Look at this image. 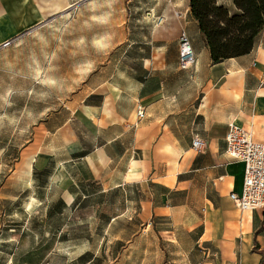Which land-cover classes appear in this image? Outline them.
Listing matches in <instances>:
<instances>
[{
	"label": "crops",
	"instance_id": "crops-1",
	"mask_svg": "<svg viewBox=\"0 0 264 264\" xmlns=\"http://www.w3.org/2000/svg\"><path fill=\"white\" fill-rule=\"evenodd\" d=\"M183 32L195 53L188 70ZM27 54L33 77L40 58L66 73L26 83L17 115L5 104L21 94L15 71ZM37 84L69 88L39 111ZM0 102L1 117L27 119L13 133L30 134L0 148L6 261L264 264V208L230 198L244 167L225 141L234 124L264 142V25L249 53L212 62L189 0H0Z\"/></svg>",
	"mask_w": 264,
	"mask_h": 264
},
{
	"label": "rangeland",
	"instance_id": "rangeland-1",
	"mask_svg": "<svg viewBox=\"0 0 264 264\" xmlns=\"http://www.w3.org/2000/svg\"><path fill=\"white\" fill-rule=\"evenodd\" d=\"M56 8V7H55ZM56 29H59V31H63V33H66V29L68 28L69 22L68 21H58L56 23ZM68 38L67 37H62L61 38V42L57 43V40H55V46H59L61 47L59 49V51H67V47H68ZM23 46L28 47L29 46V38L28 36L26 37V39L23 42ZM56 50H58V47H55ZM66 54H61L58 53L56 56L57 57H62L65 56ZM40 58V56H39ZM59 65H62V63H58ZM66 65V64H65ZM29 57L28 54L27 55H23V62L20 63V67L21 70L20 71H15L17 74H21V79L17 78V81H20V83H16L17 88L20 89L21 94L17 96H14V98H9V96L12 95L11 92H9L7 94V100H6V108H7V112H8V108H12V112H14V110H16L17 115L21 112V109L25 107V104L29 105V102H26V100H24V97H27L29 95V89L32 87H29L26 83H32L35 84V80H37L38 82L41 81V79L46 78V77H50L54 76H61L62 74L66 73L65 69H54V71L50 72V70L47 72L46 69H41V67H45V63L43 61V59L40 58V62H39V69L37 70V76L33 77L34 73L33 70H29ZM47 75V76H46ZM34 89H36V93L38 95V101H37V106L39 111L40 110H44L46 106H49L51 104H56L57 102H59V100H61L64 97L65 92H67V89L69 87L67 86H50V85H40L37 84L36 87H33ZM59 98V100H58ZM4 109V105L0 102V114L3 113ZM18 111V112H17ZM11 112V113H12ZM27 120V119H26ZM25 119L19 118L18 116L12 117V116H7L5 118L0 116V148H3L5 146H8L9 144H13L15 143L16 145H19L21 143H24L25 140H27L30 137V134H21V133H13V129L15 126L19 125V126H23V123L26 121ZM4 156H2V161H4ZM8 168H9V164L3 166L2 165V169H3V173L7 174L8 172ZM5 206V203L3 200H0V211L3 210L1 209L2 206ZM21 215L20 214H9V219L12 220H17L20 221ZM19 223V222H17ZM19 230H16L15 232H13V236L15 235H19ZM5 233H2L0 231V239H8L9 237H4ZM12 236V238H13ZM11 243L13 242H6V243H1L0 244V264H31L28 261L24 262H14V261H6L5 258L7 257V255L12 254L14 252V247L13 245H11ZM118 250H120V248L118 247ZM106 255L107 258L110 260L112 259V255H111V249L106 247ZM57 257V256H55ZM137 257H140L139 255H135V259ZM107 259V260H108ZM108 261H98L95 260L93 262H90L89 264H108ZM45 264V263H44ZM48 264H63V262H61L60 260H53L52 262L48 263ZM65 264V263H64ZM70 264H74V263H70ZM117 264H143L140 261H131L129 259H126L125 256L123 255L121 258V261H119ZM144 264H157L155 262H150V263H144Z\"/></svg>",
	"mask_w": 264,
	"mask_h": 264
},
{
	"label": "trees",
	"instance_id": "trees-1",
	"mask_svg": "<svg viewBox=\"0 0 264 264\" xmlns=\"http://www.w3.org/2000/svg\"><path fill=\"white\" fill-rule=\"evenodd\" d=\"M233 2L239 11L230 14L215 0H189L212 62L249 53L264 25V0Z\"/></svg>",
	"mask_w": 264,
	"mask_h": 264
},
{
	"label": "built area",
	"instance_id": "built-area-1",
	"mask_svg": "<svg viewBox=\"0 0 264 264\" xmlns=\"http://www.w3.org/2000/svg\"><path fill=\"white\" fill-rule=\"evenodd\" d=\"M194 63V50L183 32L179 37V67L188 70ZM138 115L142 116L143 111L139 110ZM225 141L228 157L240 161L244 167L241 191L232 192L230 198L243 211L264 208V142L255 140L250 131L234 124L229 126ZM192 147L201 151L203 144L193 139Z\"/></svg>",
	"mask_w": 264,
	"mask_h": 264
}]
</instances>
